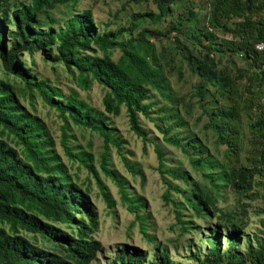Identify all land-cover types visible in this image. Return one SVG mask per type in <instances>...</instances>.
<instances>
[{
    "label": "trees",
    "instance_id": "16d2710c",
    "mask_svg": "<svg viewBox=\"0 0 264 264\" xmlns=\"http://www.w3.org/2000/svg\"><path fill=\"white\" fill-rule=\"evenodd\" d=\"M79 1L0 0V264H91L101 249L94 238L98 213L88 188L71 179L44 122L21 103L29 99L33 105L35 98L62 120L60 144L66 156L95 177L91 154L76 151L79 146L69 144L75 136L68 131L77 126L102 139L101 168L117 180L149 242L146 217L138 215L142 201L127 196L123 180L108 166L110 145L118 152L122 148L105 112L116 116L124 108L130 130L151 142L139 115L157 114L162 140L179 148L200 173V178L190 177L185 170L166 166L165 152L154 142L157 170L165 184L162 198L173 205L180 231L199 230L184 219L185 206L197 218L215 219L212 227H205L210 235L203 253L197 250L189 259L196 264H264V240L246 237L240 249L250 206L243 200L264 204V49L254 47L264 39V0H205L204 5L128 0L137 5L151 2L156 11L126 13L117 27L104 30L90 8H76ZM59 6L64 10L55 17ZM200 7L204 18L196 10ZM115 51L118 56L113 58ZM23 52H39L53 70L61 64L81 89L100 84L104 112L89 106L75 89L65 94L38 76L20 58ZM235 57L244 61L243 67H235ZM183 66L195 77L188 95L176 94L168 78L174 71L182 76ZM195 105L206 116L204 128L224 147L220 159L185 126L182 107L189 113ZM225 189L237 197L232 211L218 205ZM172 191L181 199L175 200ZM101 192L111 206L110 195ZM261 223L264 226L263 219ZM220 237L226 241L224 249ZM169 256L158 246L149 255L124 247L108 264H172Z\"/></svg>",
    "mask_w": 264,
    "mask_h": 264
},
{
    "label": "rangeland",
    "instance_id": "374dc122",
    "mask_svg": "<svg viewBox=\"0 0 264 264\" xmlns=\"http://www.w3.org/2000/svg\"><path fill=\"white\" fill-rule=\"evenodd\" d=\"M204 1L191 0V2H197L201 5L205 4ZM123 6L125 8H122ZM76 8L80 11L90 8L95 23L101 30L117 27L123 22L126 13L139 10L156 11L151 2L137 5L128 3V0H80ZM63 10L64 8L59 6L58 10L53 12L54 16L60 17V11ZM196 10L204 18V8L200 7ZM107 22H110L109 26H106ZM117 56L118 51H115L113 58ZM20 58L32 67L38 76L48 78L51 84L58 86L65 94L71 88L75 89L78 92V97L83 99L89 106L104 112L102 97L105 90L100 84L94 82L89 89L79 88L61 64H55V70H53L51 63L43 60L39 52H34L32 55L23 52ZM234 61L235 67L244 66V61L241 58L235 57ZM3 73L4 70L0 62V76H3ZM181 73L182 76H179L175 71L171 72L168 74V78L176 94L188 95L192 91L195 77L190 74L186 66L181 68ZM9 79L12 78L9 76ZM21 103L44 122L53 139L54 150L65 164L71 179L82 189L88 188V196L90 202L97 209L99 221L94 238L101 243V249L91 264H108L115 253L124 247L137 248L149 255L151 248L154 246L165 248L169 252L172 264H196L194 260L189 259V256L197 250L200 254L203 253L206 247L205 237L210 235L205 227H212L215 219L202 220L197 218L192 214L189 207L185 206V209L182 210L184 219L191 220L193 225L199 227V230L180 231L179 225L175 221L173 205L166 204L162 198L165 184L162 182L157 170L158 160L154 142L163 148L166 166L185 170L190 177L200 178V173L190 166L187 156L179 148L162 140V134L156 127V124H160L156 117L157 114L152 113L150 117L139 115L141 126L148 132V138L153 141L151 142L143 141L130 130L124 108H121L120 114L116 116L105 112L109 116L110 127L113 128L115 135L120 139L122 148L118 152L115 146L110 145L107 157L108 166L115 171L116 176H118L117 179L123 180L127 196L137 197L142 201L143 207L138 210V215L146 217L145 232L152 238L149 242L140 231L141 220L137 218V213L134 209H129L130 202L123 199L117 180L106 175L101 168L103 141L98 134L77 126H71L68 131L69 134L75 136V138L70 137L68 139L69 144L79 146L76 151L83 149L91 154V162L97 173L95 177L94 173L79 161L68 158L64 153L60 144L62 120L55 110L45 105L39 98H35L33 105H30L29 99L21 100ZM181 115L186 121L185 126L187 129L201 139L215 158L220 159L224 147L216 142L211 130L204 128L206 116L200 115V108L195 105L189 113H185V108L182 107ZM174 182L180 187L183 186L180 180ZM101 189L110 195L111 206H108L104 200ZM222 193L223 198L218 199L220 208L224 211L235 209L238 206L236 195L228 189L223 190ZM172 197L175 200L181 199V196L173 191ZM243 202L250 203V206L247 209L248 224L240 241L241 250L244 248L246 237L253 238L254 241L256 237L264 240V226L261 223V220H264V204L259 199L243 200ZM261 210L263 211L261 212ZM199 232L202 233L201 240H199ZM24 234L31 237L29 233ZM219 239L221 248L224 249L226 241L223 237Z\"/></svg>",
    "mask_w": 264,
    "mask_h": 264
},
{
    "label": "built area",
    "instance_id": "2783aa9c",
    "mask_svg": "<svg viewBox=\"0 0 264 264\" xmlns=\"http://www.w3.org/2000/svg\"><path fill=\"white\" fill-rule=\"evenodd\" d=\"M254 47H255L256 50L262 51L264 49V39L257 41L254 44Z\"/></svg>",
    "mask_w": 264,
    "mask_h": 264
}]
</instances>
